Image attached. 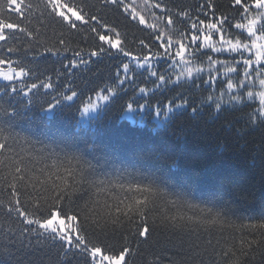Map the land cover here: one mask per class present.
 Returning a JSON list of instances; mask_svg holds the SVG:
<instances>
[{"label":"trees","instance_id":"obj_1","mask_svg":"<svg viewBox=\"0 0 264 264\" xmlns=\"http://www.w3.org/2000/svg\"><path fill=\"white\" fill-rule=\"evenodd\" d=\"M61 2L69 7L77 5V10L83 8V14L97 16L98 22L91 21L72 30L59 17L49 15L46 0H23L24 4H32L23 17L10 14L11 10L6 7L8 0H0L5 8L2 18L33 32L28 37L23 32L13 35L6 31L9 39L0 41V58L10 60L11 66L17 69L24 67L28 73L23 80V92L9 91L10 85L17 82L0 81V101L5 102L8 112L7 116L0 112V122L9 125L0 131V143H5L7 137L5 146L15 149L14 153L3 151L2 155L11 156L13 165L22 162L21 173H15L14 169L0 170V250L11 253V258L0 255V264H61L66 249L61 248L59 241L42 230L22 233L23 217H18L15 211L9 215V211L19 207L31 212L29 198L39 199L44 195L24 187L27 179L16 181L14 176L27 178L31 169L36 174L33 182L35 178L43 181L48 175L55 180L65 167L71 166L84 169L85 176L96 181L99 191L94 198L106 201L112 206L113 216L119 218L117 224L110 221L90 224L81 233L89 247H99L110 256H117L127 247L130 252L125 264H233L234 261L235 264H264V236L259 230L239 227L256 224L259 222L256 219L264 218V123L261 122L264 117L252 115L260 107L258 95L254 98L244 95L242 100L229 104L226 93L222 107L218 105L220 110H217L209 106L210 102L204 104L207 95L217 94L215 83L206 92L207 84L193 87V77H182L177 84L158 89L152 83L153 78L147 77L146 68L133 59H142L150 50L161 51L155 39L160 33L156 28H148V24L163 29L173 41L181 39L183 33L186 42L189 25L197 19L205 21L200 27L206 29L209 23L225 16L232 18L233 23L246 22L255 9L248 14H237L235 0H147V5L145 0H122L116 5L108 0ZM248 3L253 4V0ZM154 4H160L165 11L152 8ZM124 5H131L128 12L124 11ZM132 9L136 19L132 18ZM140 16L144 17V23L140 22ZM165 16L172 19L171 25L163 22ZM100 24L107 27L102 28ZM240 31L243 30L228 34L226 39H232L233 43L247 42L239 35ZM98 34L108 36L113 45L119 42L132 56H125L116 47L100 41ZM199 34L203 37L207 32ZM60 39L65 45L59 43ZM213 39L219 47L215 35ZM45 45L60 49L61 54L45 53L34 58L33 54L43 52ZM65 46L68 52L63 51ZM102 47L106 51L92 57L86 66L71 68L69 61L75 58V52L79 51L87 60L92 51L99 52ZM9 48L14 50L9 52ZM192 51L187 50L185 59L203 69L199 74L194 73L199 85L200 76L208 79L210 65L207 58L203 63L193 60L188 55ZM233 56L243 63L237 53L213 56V59H228L229 66H235L231 63ZM245 56L254 59L252 53ZM124 63L130 65L128 79H125ZM167 75L175 80L180 73L169 71ZM212 75L228 79L218 76L215 70ZM231 78L235 83L236 78ZM44 81L52 83L53 88L40 87ZM33 83L38 88L25 95ZM140 88L146 91L140 92ZM72 91L77 93L76 99L72 103L64 102L62 96L71 95ZM101 91L115 94L89 125H79L82 107ZM232 92L238 94L235 89ZM178 93L196 103L177 99L168 107V100L175 99ZM55 103L58 106L49 116L45 110ZM142 104L146 106L142 123L122 117L129 106ZM11 137H15V142ZM22 137L27 138L28 144ZM45 166V175L40 176V169ZM186 181L196 203L208 197L215 199L214 206L222 214L219 221L173 223L162 218V210L145 209L150 235L139 237V215L128 213L134 215V222L128 223L121 213L115 212L117 205L122 212H127L125 205L131 201L124 200L125 196L142 199L136 192L137 185L143 187L151 182L160 188L175 190ZM13 183L18 193L15 199L13 188L8 186ZM17 199L21 201L19 205H16ZM223 211L229 215L224 217ZM73 264H91V260L79 255Z\"/></svg>","mask_w":264,"mask_h":264},{"label":"snow or ice","instance_id":"obj_2","mask_svg":"<svg viewBox=\"0 0 264 264\" xmlns=\"http://www.w3.org/2000/svg\"><path fill=\"white\" fill-rule=\"evenodd\" d=\"M108 2L116 5L118 2L122 3V0H108ZM145 4L147 5V0H145ZM235 4L237 6V14H248L252 12L253 4L255 9L261 11H257L247 17L246 22L233 23V19L227 16L222 19L217 18L216 22L209 23L206 29L200 27L205 21L197 19L189 25L186 42L184 41L183 33H181V39L173 41L168 35L163 33V29H160L157 25L148 24V28H156L157 32L160 33V35H156L155 39L161 51L153 53L150 50L148 55L142 59L138 57H133V59L137 60L142 68H146L147 77L153 78L152 83L158 89L166 88L169 84L175 85L182 77H193V87H202L204 84H207L208 88L205 89L206 92L211 90L213 83H215L217 94L207 95L204 104L210 102L209 106L217 110H220L217 107L218 105L222 107L221 101L226 93L229 96V104L236 100H242L244 95L248 98H254L258 95L260 107L252 115L264 117V0H253V4L248 3V0H235ZM6 7L11 10L10 14L23 17L25 16V12L32 7V4H24L23 0H8ZM151 7L161 9L162 12L165 11V9L161 8L160 4H154ZM207 7H210V5ZM46 8L50 9L49 15L59 17L72 30L78 29V25H89L91 21L98 22L97 16L83 14V8L77 10V5L69 7L68 4L62 3L61 0H46ZM130 8L131 5H124L125 12H128ZM4 10V5L0 4V41L9 39L6 31L13 35L16 32H23L28 37L33 36L32 31H29L27 28H22L19 23L9 22L8 19L2 18ZM183 15H186V13ZM204 15L207 19L206 13ZM136 16L135 9H132V18L136 19ZM139 20L141 23H144L143 16H140ZM163 22L167 25L173 23L172 19L167 16L164 17ZM100 27L106 28L107 25L100 24ZM237 30H243L239 32V35L245 37L247 42L237 41L233 43L232 39H226L228 34L235 33ZM92 31L95 32L96 28H92ZM109 31L114 32L115 30L109 29ZM201 32H207V34L201 37L199 34ZM116 35L119 36V33H116ZM214 35L220 44L219 47L214 42ZM98 38L100 41L106 42L110 47H116L117 51L123 53L125 56H132L130 52H125L119 46V42L113 45V42L108 36L98 34ZM59 43L65 45L63 39H60ZM140 43L143 45L144 42L140 41ZM189 48L194 49V51L188 53L193 60L203 63L204 59L207 58L208 64L210 65L208 79L205 80L203 76H200L199 85H197V80L194 78V73L199 74L203 72V69L192 66V60L185 59L186 52ZM13 50L12 48L7 49L9 52ZM63 51L68 52V47L65 46ZM105 51L106 49L103 47L99 52L92 51L87 60L77 51L74 53L75 58L69 61L71 68H78L80 65L86 66L92 57H97ZM45 53H50L55 56L60 55L61 50H54L45 45L43 52L33 55L35 58L36 55L44 56ZM227 53H237L243 58V63L236 60L235 56L231 58V63L235 66H229L228 59H213V56L219 57ZM246 53H252L254 59L252 57H246ZM76 58L79 59V63ZM11 63L10 60L0 58V66H8L7 68L0 69V77L8 82L14 81V78H21L19 91L23 92L25 86L22 78L26 77L28 73L24 67H19L17 71V69L11 67ZM64 67L68 69V65ZM122 67L125 73V79H128L129 63H124ZM221 69H223L222 73L220 71ZM68 70L70 71V69ZM213 70H215L218 76L223 75L224 77H228V79L223 80L213 77ZM169 71H179L180 75H177L176 79L173 80L171 76L167 75ZM232 76L236 78L235 83L231 78ZM131 82L134 83V81ZM120 83L123 84L124 80H121ZM225 85L226 88L224 87ZM40 87L51 89L53 88V84L44 81L41 82ZM37 88V84H31L25 95H28L32 90ZM220 89H224V91L222 92ZM233 89L238 94H234L232 92ZM257 89L259 91H256ZM9 91L12 93L18 91L14 83L10 85ZM145 91V88H140V92ZM76 95L77 93L72 91L71 95L62 96V99L72 100ZM103 99L107 100L109 97L104 96ZM177 99L189 104L196 103L194 99L187 98L185 95L178 93L175 99L168 100V107L175 104ZM157 108H161V106L158 105ZM190 110L192 112L196 111L195 108H190ZM0 112H3L6 116L8 115L7 106L3 101H0ZM261 122L264 123V121ZM5 127H9V125L0 122V131H3ZM11 138L15 142V137ZM21 139L24 140L25 144H28L27 138L22 137ZM7 140L8 138L6 137L5 143H0V170L14 169L15 173H21L22 162L13 165L11 156L3 157L2 155L3 151L15 152V149L11 145L8 147L5 146ZM29 147H31L30 144ZM69 164H71V161H69ZM46 168L47 166L40 169V176L45 175ZM28 171L30 175L27 178L25 175H20L14 176L13 179L16 181H25L27 179L28 183H25L23 185L24 187H29L31 190L43 193L44 195L39 199L35 197L29 198L33 209L31 212L24 211L19 207L10 209L9 215L11 211H15L18 217H23L21 221L23 225L21 228L22 233H39L42 230L50 238L59 241L61 248L66 249L61 264H73V259L79 255L89 257L91 264H105V262L107 264H122L126 254L130 252L129 248L125 247L117 256H103L101 258L97 255L101 252V249L96 246L89 247L86 237L81 234L87 230L90 224L98 225L101 221H110L113 224L119 223V218L113 216L112 206L108 205L106 201L101 202L99 199L94 198L99 191V187L95 180L88 179L85 176L84 169H77L75 166L65 167L62 174L56 175L55 180L52 179L51 175H48L43 181L35 178L34 182L33 179L36 174L31 169ZM57 172H59V169H57ZM8 186L13 188V199H15L16 195H18L15 183ZM92 189H96V192H92ZM136 192L142 196V199L125 196L124 200L131 201L125 205L127 212H122V209L118 205L115 206V212L121 213L127 219L128 223L134 222V215H128V213L139 215L141 221L139 231L137 232V236L139 237L150 235L145 209L156 208L157 210H162V218L173 223L177 221L216 223L221 219V211L214 206L215 199L208 197L206 201L196 203L191 194V186L187 181L183 186H179L175 190L160 188L154 183L149 182L147 186L142 187L141 185H137ZM15 202L16 205L21 203L18 199ZM209 205L212 206L209 207ZM61 215L67 217V222L61 218ZM228 215V213L223 211L224 217ZM237 219L243 220V218ZM256 220L259 221L256 224H240L239 227H249L254 230H259L261 235L264 236V218H258ZM232 227H237V225H232ZM0 255L11 258V253L7 249L0 250ZM233 264H235V261Z\"/></svg>","mask_w":264,"mask_h":264},{"label":"rangeland","instance_id":"obj_3","mask_svg":"<svg viewBox=\"0 0 264 264\" xmlns=\"http://www.w3.org/2000/svg\"><path fill=\"white\" fill-rule=\"evenodd\" d=\"M253 8L255 9L254 5H253ZM257 11H261V10L255 9V12H257ZM7 67H8L7 65L0 66V69L7 68ZM11 67L15 68L13 66H11ZM15 69H17V68H15ZM18 70L19 69H17V71ZM24 78H22V79L24 80ZM0 81L10 83V82L4 80L2 77H0ZM12 82H17L16 87L19 90V88L21 86V78H14V81H12ZM27 92H28V90L25 93H27ZM114 94L115 93L113 91H109V92L101 91V92L97 93L96 95H94L91 99H89L88 102L81 109V112L79 115V120H78L79 125H89L91 120L94 119L95 117H97L102 112V110L109 103V101L114 96ZM104 96H108L109 99H107V100L103 99ZM75 99H76V96L72 100H64L63 99V101L67 102V103H72ZM92 105H94V107H92ZM57 106H58V103L52 104L50 107H48L45 110V113H47L49 116H51L54 113V111L56 110ZM145 113H146V106L144 104L139 105V106H129V108H127L126 111L122 114V117L130 119L133 122L142 123L140 121L144 120ZM61 218L65 219L67 222V217L61 216ZM97 255L101 258L103 256H110L108 254H105L102 249H101V252ZM126 258H127V254H126L125 260L122 262V264H125ZM105 264H107V262H105Z\"/></svg>","mask_w":264,"mask_h":264}]
</instances>
